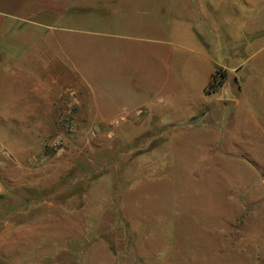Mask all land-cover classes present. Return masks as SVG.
<instances>
[{"label": "rangeland", "instance_id": "1", "mask_svg": "<svg viewBox=\"0 0 264 264\" xmlns=\"http://www.w3.org/2000/svg\"><path fill=\"white\" fill-rule=\"evenodd\" d=\"M80 4L49 38L73 40L96 103L40 125L37 95L0 86V264H264V0Z\"/></svg>", "mask_w": 264, "mask_h": 264}, {"label": "crops", "instance_id": "2", "mask_svg": "<svg viewBox=\"0 0 264 264\" xmlns=\"http://www.w3.org/2000/svg\"><path fill=\"white\" fill-rule=\"evenodd\" d=\"M80 2L83 0H0V86H9L6 81L17 78V82L11 85L23 103L29 104L32 94L37 95L34 100L38 103L34 101V106L31 105L36 115L30 118L35 120V124L57 125L59 120L64 119L58 111L72 104L82 107L89 99L96 103L97 98L89 92L87 72L80 65L85 60L84 56L73 52V40L67 37L49 38L55 31L73 30L72 21L78 13L72 9L81 6ZM178 9L180 20L187 19L193 10L187 2H183ZM199 55L194 59L196 67H202L203 63L209 66L206 89L216 69L227 66L218 63L212 55ZM178 60L183 62L182 57ZM166 61L171 72L172 56ZM4 62L11 64L2 73ZM98 111L99 120L111 116L101 107Z\"/></svg>", "mask_w": 264, "mask_h": 264}, {"label": "trees", "instance_id": "3", "mask_svg": "<svg viewBox=\"0 0 264 264\" xmlns=\"http://www.w3.org/2000/svg\"><path fill=\"white\" fill-rule=\"evenodd\" d=\"M227 78V74L222 68H217L210 81V86L214 89L223 87Z\"/></svg>", "mask_w": 264, "mask_h": 264}, {"label": "water", "instance_id": "4", "mask_svg": "<svg viewBox=\"0 0 264 264\" xmlns=\"http://www.w3.org/2000/svg\"><path fill=\"white\" fill-rule=\"evenodd\" d=\"M222 99L224 100L236 99V96L230 91L229 88H224L222 93ZM201 118H195V121L198 122L201 120Z\"/></svg>", "mask_w": 264, "mask_h": 264}, {"label": "built area", "instance_id": "5", "mask_svg": "<svg viewBox=\"0 0 264 264\" xmlns=\"http://www.w3.org/2000/svg\"><path fill=\"white\" fill-rule=\"evenodd\" d=\"M142 113V111H139V114H141ZM121 120H124L123 118L121 119ZM121 121H116V122H114V124H119Z\"/></svg>", "mask_w": 264, "mask_h": 264}]
</instances>
